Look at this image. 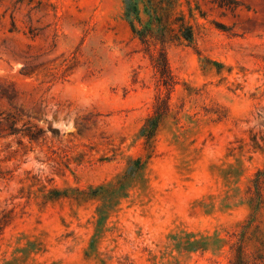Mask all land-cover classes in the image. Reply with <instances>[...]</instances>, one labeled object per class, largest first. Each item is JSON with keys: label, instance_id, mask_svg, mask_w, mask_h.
I'll list each match as a JSON object with an SVG mask.
<instances>
[{"label": "rangeland", "instance_id": "374dc122", "mask_svg": "<svg viewBox=\"0 0 264 264\" xmlns=\"http://www.w3.org/2000/svg\"><path fill=\"white\" fill-rule=\"evenodd\" d=\"M180 9L196 41L146 145L123 0H0V264H264V0Z\"/></svg>", "mask_w": 264, "mask_h": 264}, {"label": "trees", "instance_id": "16d2710c", "mask_svg": "<svg viewBox=\"0 0 264 264\" xmlns=\"http://www.w3.org/2000/svg\"><path fill=\"white\" fill-rule=\"evenodd\" d=\"M181 1L123 0L125 20L133 37L140 44L141 51L148 58L155 77L153 111L141 128V136L146 145L152 142L169 115L172 93L179 84L169 63L168 49L172 46H192L196 41L194 26L180 9ZM190 1L185 0L187 4ZM219 6H227V3L222 2ZM261 173L263 172L257 176L260 177ZM230 264H250L240 246H237Z\"/></svg>", "mask_w": 264, "mask_h": 264}]
</instances>
